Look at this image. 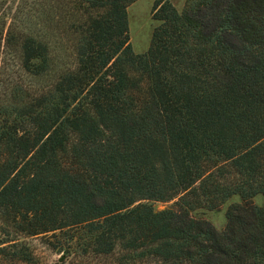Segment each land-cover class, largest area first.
Wrapping results in <instances>:
<instances>
[{"label": "trees", "instance_id": "trees-1", "mask_svg": "<svg viewBox=\"0 0 264 264\" xmlns=\"http://www.w3.org/2000/svg\"><path fill=\"white\" fill-rule=\"evenodd\" d=\"M134 1L72 0L74 66L0 97V255L35 264L19 237L52 233L119 264H264V0H155L143 53ZM18 43L52 68L48 42ZM234 195L222 230L192 214Z\"/></svg>", "mask_w": 264, "mask_h": 264}, {"label": "rangeland", "instance_id": "rangeland-1", "mask_svg": "<svg viewBox=\"0 0 264 264\" xmlns=\"http://www.w3.org/2000/svg\"><path fill=\"white\" fill-rule=\"evenodd\" d=\"M179 11L186 0H171ZM155 0H135L128 7L129 34L136 53L145 52L151 43L154 27L158 22L152 17ZM0 30L11 31L12 40L2 41L0 46V97L9 98L17 90L24 94L40 93L51 87L60 74L75 64V35L73 32L72 0H0ZM24 34H32L48 42L52 53V68L43 75H34L23 66L18 40ZM15 36V37H14ZM14 38H16L14 40ZM238 195L231 197L216 209L201 208L192 212L197 218L209 220L222 230L227 223L226 211L232 202L240 201ZM254 203L264 206V197L259 194ZM174 200L155 201L157 209L173 205ZM0 232V242L4 239ZM20 244L30 246L35 264H119L117 256H83L66 251L67 243L52 233L37 236H21ZM5 244H2L3 246ZM0 264H27L22 261L11 263L0 255Z\"/></svg>", "mask_w": 264, "mask_h": 264}]
</instances>
